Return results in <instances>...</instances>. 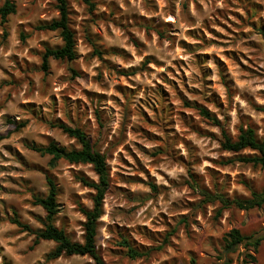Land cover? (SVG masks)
I'll return each instance as SVG.
<instances>
[{
    "label": "rangeland",
    "instance_id": "rangeland-1",
    "mask_svg": "<svg viewBox=\"0 0 264 264\" xmlns=\"http://www.w3.org/2000/svg\"><path fill=\"white\" fill-rule=\"evenodd\" d=\"M13 1L16 13L7 23L0 21V108L10 109L0 117L10 126L6 133H0V141H10L0 144L3 149L0 151V264H20L16 257L27 253L33 254L35 264H93L88 256L49 259L48 255L56 247L54 242L35 244L34 234L23 232L11 222L17 218L33 230L42 227L45 212L33 204V198L47 195L46 177L52 176L59 188V213L55 225L59 221L58 228L63 229L72 241L83 242L85 219H76L75 214L84 216L83 210L88 208L80 201L87 197L93 205L95 193L88 187L87 193L82 191L85 186L79 176L93 180L92 176L97 175L92 166L59 161L53 167L50 157L42 156L30 147L55 142L68 149L77 148L75 139L55 127L59 122L71 126L70 116L91 111L99 124L103 106L107 105L113 119L122 121L120 127L127 133L122 139L131 140V147L124 145L117 157H109L115 159V163L108 166L110 180L116 183L109 184L105 202L108 197L114 199L115 193H128L129 183L151 186V191H157L154 182L159 178L166 181L159 187L166 190L168 184L175 186V181H171L165 172L154 169L151 163L144 167L142 157L159 152L162 160L170 159L164 156L160 142L172 133L182 143L185 153L171 159V163L189 169L186 156L202 147L197 140L208 141L203 147L216 142L220 149V137L223 134L231 137L225 125L231 122L229 113L233 103L238 105V129L246 125L257 135H263L264 112L260 109L264 108V65L258 62L257 54L264 53L260 43L264 41V17L247 21L251 20L248 9L255 13L264 8V0H219V3L211 0V7L210 0H192L195 15L187 12V5H182L179 18L169 11L172 7L169 0H159V3L134 0L139 3L137 11L118 19L114 18L124 10L114 2L91 0L92 8L79 0H67L70 27L76 40V59H50L46 71L42 69L45 49L62 46V39L58 32L40 31L37 27L59 17L58 2ZM3 4L4 0H0V7ZM150 10L158 11L160 15H149ZM242 26H245L243 31ZM93 28L96 31H92ZM253 34L257 40L248 39ZM240 40L244 43L237 47ZM30 41L34 43L30 44ZM113 79L115 83H111ZM77 90L79 96L75 94ZM197 107L207 109L218 123L203 117ZM133 116L142 123L136 124L130 119ZM92 122L89 120L88 124ZM22 124L25 126L19 127ZM124 124L134 126L128 129ZM213 127L216 131L211 130ZM25 129L27 132L21 136ZM88 138L92 143V138ZM206 159L209 181L214 177L232 180L239 175L225 172L212 157ZM188 175L194 183L203 180L197 173L188 171ZM159 218L167 227L170 217L161 212ZM73 223L79 229V240L76 230L69 231ZM103 223L105 221H99V225ZM112 227L110 224L108 231ZM114 227L122 241L132 231L120 224ZM137 231L148 237L161 234L154 221L151 226L137 225ZM136 244L140 241L133 239L132 245ZM15 245H23V248ZM149 246L140 244L139 250ZM123 249H108L111 258L103 259L105 264H120L121 258L129 262L135 259ZM101 250L103 246L98 249ZM187 255L190 257L187 261L171 256L162 264H191V259L197 264L195 252L189 251Z\"/></svg>",
    "mask_w": 264,
    "mask_h": 264
},
{
    "label": "clouds",
    "instance_id": "clouds-1",
    "mask_svg": "<svg viewBox=\"0 0 264 264\" xmlns=\"http://www.w3.org/2000/svg\"><path fill=\"white\" fill-rule=\"evenodd\" d=\"M106 2H114L124 10L118 13L114 19L126 14L130 15L139 8V3L134 0H106ZM153 3H159V0H153ZM169 3L172 5L169 11L178 18L182 15V5H187V12L195 15L192 9V0H169ZM211 6L210 0L209 7ZM82 7L83 5H81ZM244 7L247 8V4H244ZM98 10L103 11L102 8H98ZM248 11L251 20L247 22L258 21L264 17V8L255 13L252 9H248ZM51 15L54 16L56 13ZM149 15H160V13L150 10ZM74 19L78 18L74 17ZM129 22L131 21L129 20ZM196 26L199 27V23ZM245 26L241 27L242 31L245 30ZM133 27L135 28V26ZM92 31H96V29L93 28ZM180 35L182 37L183 32ZM248 39L257 40L258 37L253 34ZM32 43L34 41H30V44ZM242 43L244 41L240 40L237 47ZM260 43L264 47V41ZM24 52L26 53L27 49ZM257 60L264 65V53H258ZM92 63L94 65L95 60ZM111 83H115V79ZM111 83L109 88H111ZM48 91L50 94L51 90ZM75 94L79 96L80 93L77 90ZM138 95H142V93ZM94 107L96 106L94 105ZM237 107L236 103L232 104V111L229 113L232 119L225 125L233 145L239 143ZM103 108L104 112L99 124L93 119L91 111L75 117L70 116L69 119L73 120L72 127L83 128L92 138L93 155L98 156L107 166L115 163V159H109L110 156L117 157L124 145L130 147L132 145L131 140L122 139L127 135L120 127L122 121L113 119V114L107 110V105H104ZM7 111H10L8 107L0 108V117ZM130 119L134 120L136 124L142 123L135 116ZM89 120H93V122L88 124ZM133 126V124H124V128L128 129ZM9 127L4 124L3 119H0V133H6ZM158 127L162 126L158 125ZM242 127L246 128L247 126L242 125ZM211 130L216 131L214 127ZM26 132L27 129L20 135L22 136ZM258 137H260V133H258ZM261 139L264 143V137ZM9 142L2 140L0 144ZM160 143L164 156L170 159L162 160L159 152L150 153L149 157H142L144 167H149L151 163L154 169L165 172L171 181H175V186L168 184L165 190L159 186L166 184V181L158 178L154 182L157 191H151V186L144 187L132 183L127 185L128 193H115L113 188L115 198L108 197L106 202H101L103 215L98 217V224L99 221H105L97 227L96 236L97 248L100 249V246H103V250L99 251L101 259L111 258L108 255V249L123 248L121 236L117 234L114 227V225L120 224L132 230L124 237L128 240L129 246L139 249L140 244H150L147 249L140 250L139 256L130 262L121 258L120 264H162L164 259L171 256H179L182 261H187L190 259L187 255L189 251L196 253L197 264H264V156H261L258 150H256V155H249V148L246 146L240 148L239 151H230L228 148L218 149L216 142H212L210 147H203L208 141L197 140L196 143L202 145L201 150L186 156L190 165L186 170L179 163H171V159L185 153L182 143L174 137V134L169 133L168 137ZM220 143H226L223 137H220ZM80 146V144H76L77 148ZM213 149L218 150L213 151ZM0 151L3 149L0 148ZM206 157H212L218 167H223L225 172L231 171L234 175L236 173L239 175H235L232 180L214 177L209 181ZM227 157H231V159H225ZM245 159L248 160L247 163L243 162ZM188 171L199 174L203 180L194 183L188 175ZM108 175L111 177V172ZM102 178L103 173L99 178L95 175L92 176V179L97 181ZM109 182L116 183L113 180ZM82 191L87 193L89 189L85 187ZM80 202L89 210L92 209L87 197H82ZM142 202H144L143 206H141ZM135 209H139V211ZM161 212L170 217L167 227L159 218ZM75 216L79 220L85 219L79 213H76ZM153 221L155 227L161 230L160 235L148 237L142 231H137V225L149 224L151 226ZM110 224L113 227L108 231ZM56 226L59 227V221L56 222ZM72 230H76V239L79 240V229L75 223L69 229V231ZM133 239L139 240L140 244L132 245ZM15 247L23 248V245H15ZM123 250L127 252L126 248ZM32 256L33 254L27 253L23 257H16V259L20 261V264H35Z\"/></svg>",
    "mask_w": 264,
    "mask_h": 264
},
{
    "label": "trees",
    "instance_id": "trees-1",
    "mask_svg": "<svg viewBox=\"0 0 264 264\" xmlns=\"http://www.w3.org/2000/svg\"><path fill=\"white\" fill-rule=\"evenodd\" d=\"M85 5L93 8L91 0H79ZM59 17L49 22L40 24L37 30L58 32L62 39V46L57 48H46L42 57V69L46 71L50 59L54 60H68L73 61L76 59V40L74 32L70 27L69 19V6L67 0H57ZM17 11L16 4L13 0H4V4L0 7V21L2 24L7 23L8 18L15 14ZM159 35L161 36L160 32ZM147 62V61H146ZM200 114L215 123H218L217 119L211 115V113L203 108L197 107ZM264 112V108L260 109ZM25 124L19 127H24ZM55 127L60 129L63 133L69 137L75 139L81 146L79 148L68 149L60 146L55 142H51L46 146H38L32 144L30 147L33 151L39 153L42 156H48L51 158V166H56L59 161H65L71 165H91L95 174L99 178L103 173V178L98 181L88 179L84 176H79L80 182L89 189L94 191L92 209H84L83 214L85 216L84 226V239L83 242H74L66 234L63 229L58 228L55 225V218L59 213L58 194L59 188L52 176L46 177L48 185V193L46 196H35L33 198V204L41 207L45 212V218L42 220V227L38 230H33L30 226L23 224L19 219L13 218L12 223L21 228L23 232H29L35 235V244H39L40 241H51L56 244L55 249L48 255L49 259H57L62 256H88L93 260V264H105V261L101 259L99 251L97 249L96 236L98 217L103 215L102 204L105 195L109 188L110 177L109 166L104 165L103 161L98 156H94L92 153V143L87 134L82 129H76L65 123L59 122L55 124ZM263 135L258 137L255 130L250 127L240 128L239 130V143L233 145L231 137L223 134L225 144H221V148H228L230 151H239L242 147L249 148V155H256V150L259 151L261 156H264V143H262ZM243 162L247 163L245 159ZM194 180V177H193ZM195 181V180H194ZM196 182V181H195ZM154 189L155 187L152 186ZM123 248L127 249V254L131 258H137L140 254V250L129 246V242L126 239L122 241ZM191 264H196L194 259H191Z\"/></svg>",
    "mask_w": 264,
    "mask_h": 264
}]
</instances>
